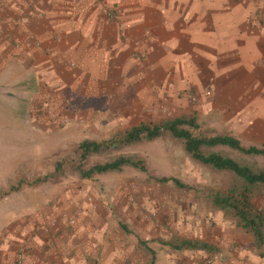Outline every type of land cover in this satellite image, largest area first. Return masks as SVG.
<instances>
[{
	"label": "crops",
	"instance_id": "obj_1",
	"mask_svg": "<svg viewBox=\"0 0 264 264\" xmlns=\"http://www.w3.org/2000/svg\"><path fill=\"white\" fill-rule=\"evenodd\" d=\"M0 78L30 80L79 141L178 116L263 133L264 0H0ZM50 187L15 218L1 213L0 264L20 245L26 264H116L96 186H56L55 198Z\"/></svg>",
	"mask_w": 264,
	"mask_h": 264
},
{
	"label": "rangeland",
	"instance_id": "obj_2",
	"mask_svg": "<svg viewBox=\"0 0 264 264\" xmlns=\"http://www.w3.org/2000/svg\"><path fill=\"white\" fill-rule=\"evenodd\" d=\"M32 89L30 80L12 79L7 83L0 78V188L5 189L0 190V216L8 212L15 218L22 210H30L29 205L39 203L43 192L48 194L47 188L45 191L41 186H51L49 191L54 187L52 198L59 193L56 186H96L98 203L92 213L96 211L97 218L104 220V233L109 237L106 243L110 244L105 246V253L119 254L118 258L108 255L112 263L123 260L125 264H150V248L154 250L153 264H221L224 259L230 264H264V245L257 248L250 234L236 227L206 198L207 189L229 186L230 174L191 160L182 141L168 133L125 147L102 148L86 161H79L76 150L81 142L77 137L80 125L69 127L53 122L50 112L56 114V107L45 104L47 101L42 103ZM49 106L53 110L49 111ZM196 122L198 128L192 129L193 133L231 134L245 146L264 145V129L262 133L256 128L231 127L206 118H196ZM218 150L242 164L264 167V157L243 156L226 148ZM120 156L141 161V167L125 165L117 171L95 174L83 183L79 168L88 169ZM162 177L177 178L185 187L173 181L159 182ZM59 200L60 196L56 198ZM253 202L260 206L264 199L258 195ZM74 206L75 213L78 207ZM29 212L28 218L33 214ZM121 224L127 226L128 232ZM12 225L16 228V221ZM175 238L203 240L213 249L174 251L164 242ZM91 249L96 250L94 246ZM87 262L99 261L92 257Z\"/></svg>",
	"mask_w": 264,
	"mask_h": 264
},
{
	"label": "trees",
	"instance_id": "obj_3",
	"mask_svg": "<svg viewBox=\"0 0 264 264\" xmlns=\"http://www.w3.org/2000/svg\"><path fill=\"white\" fill-rule=\"evenodd\" d=\"M197 128L198 124L194 116L172 117L160 122L141 121L137 125L117 131L108 141H81L76 150V157L79 161H86L88 156L99 152L102 148L125 147L144 139H156L168 133L171 137L182 141L183 149L191 160L230 174V185L226 188L207 189L206 198L214 209L222 211L231 218L236 227L250 234L255 246L261 248L264 245V204L255 205L253 198L259 195L264 199V167L254 168L252 165L242 164L218 148H226L243 156L264 157V145L245 146L231 134L193 133L192 129ZM141 164V161L120 156L101 164H94L88 169L79 168V175L89 178L95 174L120 170L125 165L141 167ZM168 181L185 187L177 178L162 177L159 179V182ZM121 228L128 232L126 225L121 224ZM140 244L146 246L144 242ZM164 244L178 252L186 250L211 251L213 249L210 243L192 238H175L164 242ZM148 249L152 254L151 264H153L154 250Z\"/></svg>",
	"mask_w": 264,
	"mask_h": 264
},
{
	"label": "built area",
	"instance_id": "obj_4",
	"mask_svg": "<svg viewBox=\"0 0 264 264\" xmlns=\"http://www.w3.org/2000/svg\"><path fill=\"white\" fill-rule=\"evenodd\" d=\"M70 223H74V220H70ZM13 259H14L15 264H26L27 254H26L25 247L23 245H20L17 247V249L14 253Z\"/></svg>",
	"mask_w": 264,
	"mask_h": 264
}]
</instances>
